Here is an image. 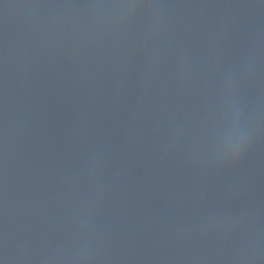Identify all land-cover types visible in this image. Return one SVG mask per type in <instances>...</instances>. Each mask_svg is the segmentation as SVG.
Returning <instances> with one entry per match:
<instances>
[{"label":"water","instance_id":"obj_1","mask_svg":"<svg viewBox=\"0 0 264 264\" xmlns=\"http://www.w3.org/2000/svg\"><path fill=\"white\" fill-rule=\"evenodd\" d=\"M0 264H264V0H0Z\"/></svg>","mask_w":264,"mask_h":264},{"label":"clouds","instance_id":"obj_2","mask_svg":"<svg viewBox=\"0 0 264 264\" xmlns=\"http://www.w3.org/2000/svg\"><path fill=\"white\" fill-rule=\"evenodd\" d=\"M238 147V146H237Z\"/></svg>","mask_w":264,"mask_h":264}]
</instances>
